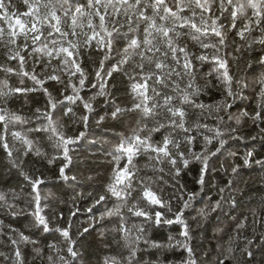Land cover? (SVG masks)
<instances>
[{"label":"snow or ice","instance_id":"6c2138e0","mask_svg":"<svg viewBox=\"0 0 264 264\" xmlns=\"http://www.w3.org/2000/svg\"><path fill=\"white\" fill-rule=\"evenodd\" d=\"M34 95L44 104L25 111ZM249 95L251 110L237 116ZM99 97L108 108L97 125L111 119L124 131L79 228V209L55 206L62 185H49L46 168L77 180L68 175L73 148ZM65 117L79 128L68 131ZM242 119L258 128L253 143L242 157L229 152L219 199L195 209L229 142L249 139L231 123ZM257 140L264 145V0H0V264H87L90 238L104 246L96 264H165L178 250V264H209L196 230L225 205L241 207L232 193L242 169L264 171ZM193 165L199 190L182 182ZM5 170L19 179L7 184ZM170 226L179 230L166 240L152 236ZM213 239L211 264H249L256 244L264 247V196L248 215L217 224Z\"/></svg>","mask_w":264,"mask_h":264},{"label":"trees","instance_id":"16d2710c","mask_svg":"<svg viewBox=\"0 0 264 264\" xmlns=\"http://www.w3.org/2000/svg\"><path fill=\"white\" fill-rule=\"evenodd\" d=\"M256 47L257 52H250L248 55L259 54V46L257 45ZM87 94L91 95L92 90H88ZM102 100L103 98L99 97L95 103L97 113L95 119L90 118V126L87 129H82L86 131V139L79 141L77 146H74L73 148V165H70L72 170L68 172V175L76 176L77 180L75 182L59 181L55 176L56 169L46 168V174L51 177L48 181L49 185L54 183L62 185V190L56 193L60 199L55 202V206L65 215H67L70 211H76L79 209L76 217L73 218L77 220L76 227L79 228L87 227L91 216V213H89L87 209L92 206L93 201L91 198H88L87 194L93 193L95 195L98 191H100L102 185H105L108 182L109 177L111 176L112 165L108 163V161L111 160V148L115 143L116 138L124 131L122 127L117 125L111 119H105L97 125L96 121L99 120L100 116L105 115L108 108V105L101 103ZM20 103L22 104L23 102L21 101ZM236 103L237 107L233 109V111L236 112L237 116H239L241 111H250L253 106L250 95L243 100H238ZM43 104V97L34 95L25 106V111H27L28 108L42 106ZM66 121L67 117H65L64 120H61V123ZM67 123L69 125L68 131L70 132L79 128L78 123L76 125H73L71 121H67ZM231 123H233L235 127H240L242 129V131L237 133V135H244L249 137V139H241L239 143L234 141L229 142L231 146L228 148V151H225L224 155L220 157L214 170L210 173L208 177V185L205 192L201 194L200 203H197L194 206L195 209L203 207L204 202L209 199L213 201L219 199V188L230 178L229 165L234 163V158L229 155V152L236 151L242 157L243 153L247 150L245 148V144L251 145L253 142L250 137L255 136L258 132V128L251 127L250 123L245 124L243 119L241 120L240 125H235L234 121ZM254 148L256 159H264V145H262L259 140L255 142ZM49 151L52 152L53 150L49 148ZM37 166L39 167V164ZM225 169H228V174L225 173ZM197 175L198 166L193 165L191 166V170L188 174L183 176L182 182L188 186L189 190H199V185L193 183ZM3 177L7 184H14L19 179L14 174L7 173L6 170L3 173ZM241 177L242 178L237 186L239 190L232 193L235 197L241 200V207L231 210L227 205H225L223 214L219 217V219H216L215 214H213L214 218L205 225V229L196 230L198 235L197 243L202 245L203 248V251L201 252V259L208 261L209 264H211V261L215 259L214 246L216 241L213 239L214 227L217 224L222 227H226L230 223L231 217L239 215L240 213L248 215L249 208L258 206L261 197L264 196V180L261 179V177H264V171L260 169L259 165H250L243 168L241 171ZM167 190L168 189H166V191ZM82 196L84 197L83 199L81 198ZM73 197L76 198L75 204H73ZM61 200L63 203H60ZM95 215L98 218L100 212L97 211ZM191 215L195 216L196 211L193 210ZM0 218H4L3 214H0ZM193 227L195 228L194 224ZM169 230L177 232L179 229L178 226H170V229L166 227L158 232L152 233V236L157 240H166ZM73 231H75V228ZM43 235L48 236L49 234L45 233ZM93 236H95V234H93ZM96 239L98 240L99 237ZM48 242L53 241L49 238ZM103 248L104 246L102 244H99L90 238L85 244V249H87V251H85V249H81L86 257L87 264H96L97 258L104 254ZM253 251L254 256L247 258L249 260V264H264V247H261L259 243H257ZM205 253H208V255H205ZM166 256L167 260H165V264H167V261L169 260L176 261L178 264L180 258L179 250L175 254L169 252ZM145 258L147 259L149 257ZM161 259H164V257H161Z\"/></svg>","mask_w":264,"mask_h":264}]
</instances>
